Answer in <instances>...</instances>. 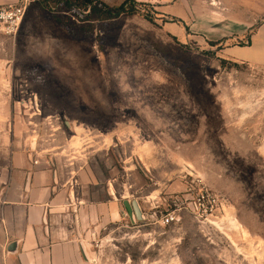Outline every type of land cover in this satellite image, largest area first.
<instances>
[{"label":"rangeland","instance_id":"374dc122","mask_svg":"<svg viewBox=\"0 0 264 264\" xmlns=\"http://www.w3.org/2000/svg\"><path fill=\"white\" fill-rule=\"evenodd\" d=\"M0 1L27 5L19 34H0V171L7 149L33 147L89 177L90 199L113 192L124 214L137 198L143 220L124 214L89 245L102 264H264V67L223 55L246 40L217 34L228 4L98 0L122 6L110 18L81 0Z\"/></svg>","mask_w":264,"mask_h":264},{"label":"crops","instance_id":"0c3cea01","mask_svg":"<svg viewBox=\"0 0 264 264\" xmlns=\"http://www.w3.org/2000/svg\"><path fill=\"white\" fill-rule=\"evenodd\" d=\"M221 1L235 22L217 34L246 37L226 44L223 55L264 67V5L234 15V0ZM89 183L77 172L64 175L33 147L7 149L0 171V264H102L104 258L89 245L112 238L127 211L113 192L107 199L88 198Z\"/></svg>","mask_w":264,"mask_h":264},{"label":"built area","instance_id":"2783aa9c","mask_svg":"<svg viewBox=\"0 0 264 264\" xmlns=\"http://www.w3.org/2000/svg\"><path fill=\"white\" fill-rule=\"evenodd\" d=\"M26 2L20 1L14 4H7L0 6V34L9 37H15L19 34L21 25L23 23L26 14ZM35 162H38L37 160ZM205 198H199L198 203L202 205V209L207 211V208L203 204ZM210 204V202H209ZM176 219V216L172 213H167L162 216L161 221L164 224L170 223Z\"/></svg>","mask_w":264,"mask_h":264},{"label":"trees","instance_id":"16d2710c","mask_svg":"<svg viewBox=\"0 0 264 264\" xmlns=\"http://www.w3.org/2000/svg\"><path fill=\"white\" fill-rule=\"evenodd\" d=\"M60 2L64 3V4H70L73 5V0H59ZM82 3H85V7L90 9V12H96V11H100L102 12L106 17H110V18H114L117 17L120 13V10L122 8L121 7H111L107 4H105L104 2H100L98 0H81ZM98 5H100L98 7ZM250 42V38H248L247 43ZM244 43V42H242Z\"/></svg>","mask_w":264,"mask_h":264},{"label":"water","instance_id":"95a60500","mask_svg":"<svg viewBox=\"0 0 264 264\" xmlns=\"http://www.w3.org/2000/svg\"><path fill=\"white\" fill-rule=\"evenodd\" d=\"M123 205L127 211V215L130 221L134 224L137 220H143L145 218L142 206L137 198L123 200Z\"/></svg>","mask_w":264,"mask_h":264},{"label":"bare ground","instance_id":"6f19581e","mask_svg":"<svg viewBox=\"0 0 264 264\" xmlns=\"http://www.w3.org/2000/svg\"><path fill=\"white\" fill-rule=\"evenodd\" d=\"M79 143H80V138L78 136H75L74 144H79Z\"/></svg>","mask_w":264,"mask_h":264}]
</instances>
